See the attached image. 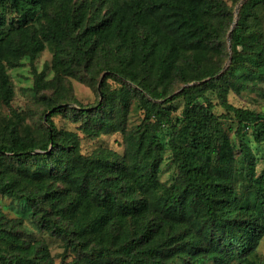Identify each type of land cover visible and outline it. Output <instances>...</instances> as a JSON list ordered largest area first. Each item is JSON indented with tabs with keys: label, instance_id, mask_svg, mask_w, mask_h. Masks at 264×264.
Wrapping results in <instances>:
<instances>
[{
	"label": "trees",
	"instance_id": "trees-1",
	"mask_svg": "<svg viewBox=\"0 0 264 264\" xmlns=\"http://www.w3.org/2000/svg\"><path fill=\"white\" fill-rule=\"evenodd\" d=\"M69 1L0 0V60L17 65L28 55L33 62L50 42L58 63L67 60L65 73L87 80L97 67L110 71L105 78L121 75L136 81L132 61L161 83L210 77L168 98L164 84L153 94L155 101L139 90L147 110L145 133L137 138L131 160L115 152L81 154L76 132L58 128L52 118L71 111L86 116L87 129L105 127V81L106 99L96 107L47 102L48 126L40 139L19 131L18 115L0 130V192L22 200L37 228L79 251L76 264H170L177 257L187 264H232L248 259L264 236V176L254 175V154L242 136L249 130L256 142L264 141V113L234 105L227 92L247 87L245 79L264 77V39L247 30L246 16L264 0L242 3L231 30L230 65L217 77L220 65L206 61L227 51L222 31L231 19L228 13L216 23L210 19L217 0H77L65 12L51 11ZM111 50L119 55L116 64L109 59ZM214 86L218 105L237 123L234 133L247 170L244 190L233 169L236 144L213 104L200 100L203 90ZM11 93L0 65V100L8 104ZM178 96L184 104L174 118L167 104ZM120 100L125 114L127 94ZM163 126L171 128L168 147L177 167L169 186L159 178ZM181 130L186 134L182 141ZM2 216L0 209V241L6 243L0 245V264H54L47 245L29 238L30 229L18 230Z\"/></svg>",
	"mask_w": 264,
	"mask_h": 264
},
{
	"label": "rangeland",
	"instance_id": "rangeland-1",
	"mask_svg": "<svg viewBox=\"0 0 264 264\" xmlns=\"http://www.w3.org/2000/svg\"><path fill=\"white\" fill-rule=\"evenodd\" d=\"M244 1L217 0L215 13L210 15V19L214 23L221 16L224 17V13L232 16L228 15L231 18L230 23L222 31L225 35L227 51L216 52L214 57L212 54L206 61L207 65H213L215 63L220 65L217 72L214 73L215 77L230 65L229 57L232 54L231 28L238 21L240 8ZM77 2V0H72L67 3L56 4L51 8V11L56 13L65 12L76 5ZM246 16L248 22L247 30L257 31V35L264 39V1L258 3L253 9H250ZM55 51L54 44L45 42V45L38 52L33 62L28 55L22 56L17 65H10L5 58L0 60V65L6 71L8 81L12 87L9 103L5 104L0 100V130L10 120L16 121V117L19 115V131L25 133L29 130L36 139H40L46 133L45 126H48L44 120L45 113L47 114L49 112L47 110V102L56 100L75 109L89 106L96 107L99 102L105 101L106 99V97L104 98L102 90V83L105 81V94L108 97L107 104L103 108H107L104 115L106 121L105 127L87 129L85 127L86 116H77L71 111H68L66 115L57 114L52 117L58 128L76 132L79 137L80 152L85 155L115 152L121 157L131 160L137 138L140 137L139 135L145 133L144 121L147 110L141 100L142 96L139 90H144L146 98L155 101L157 99L153 94L157 90H160L164 84L170 90L165 97L168 98L174 94H178L184 86L202 83L210 77V75H207L201 79H192L187 82H182L180 79L174 78L172 81L168 80L166 83H161L156 79L154 73L146 76L140 70L137 62L132 61L130 67L137 72L134 75L136 81L122 77L121 75L119 76L121 79L115 76H107L105 78V75L109 74L110 71L107 68L99 71L97 67L93 69V77L87 80L65 73L66 70L62 69V67H64L67 60L63 59L62 63L59 64L55 57ZM118 56L111 50L109 59L112 60L113 64H116ZM244 81H246L248 86L243 87L240 92H236L231 88L228 90V101L234 105L249 107L264 113V77H254L252 79H245ZM122 93H126L128 99L125 114H123L120 100ZM203 93L204 97H201L200 100L204 102L209 101L213 104V109L219 116L222 125L236 144L237 157L233 169L239 190H244L247 185V170L238 146L239 141L234 133L237 125L236 120L222 106L218 105L217 101L219 97L217 86L210 89L206 88L203 90ZM165 98L161 100H165ZM183 104L181 96H178L167 104L174 118L180 117ZM170 132L171 128L169 126H163L159 132L161 141L165 145V149L161 152L159 178L166 186L172 184L177 177L176 163L173 160L172 151L168 147ZM180 133L181 136L178 133V138L182 141L186 138V134L182 130ZM242 139L248 143L254 154V175L264 176V141L256 142L249 130L244 132ZM67 192L69 194L73 193L68 190ZM0 209L3 212L2 220L6 224L13 225L18 230L30 229L32 233L29 235L30 239H35L34 241L47 245L54 264H76L80 260L81 253L75 251L71 247L72 245L66 247V241L50 234L47 230L37 228L38 226L34 222L31 208L26 206L22 200L0 192ZM195 227L196 225L192 228L195 230ZM5 244V242L0 241L1 246H5ZM231 262H233L232 264H264V236L258 244L256 252L248 259L233 260ZM206 263L210 264L209 261H206ZM170 264L187 263L177 257Z\"/></svg>",
	"mask_w": 264,
	"mask_h": 264
},
{
	"label": "water",
	"instance_id": "water-1",
	"mask_svg": "<svg viewBox=\"0 0 264 264\" xmlns=\"http://www.w3.org/2000/svg\"><path fill=\"white\" fill-rule=\"evenodd\" d=\"M242 1H244V0H242ZM236 10H238V8H236ZM231 30H232V28H231ZM230 35V34H229ZM229 59H230V57H229ZM45 118H46V116H44V120H45Z\"/></svg>",
	"mask_w": 264,
	"mask_h": 264
}]
</instances>
